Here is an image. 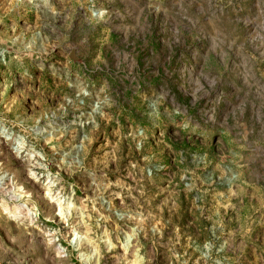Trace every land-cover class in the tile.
Listing matches in <instances>:
<instances>
[{
    "label": "clouds",
    "instance_id": "clouds-1",
    "mask_svg": "<svg viewBox=\"0 0 264 264\" xmlns=\"http://www.w3.org/2000/svg\"><path fill=\"white\" fill-rule=\"evenodd\" d=\"M0 264H264V0H0Z\"/></svg>",
    "mask_w": 264,
    "mask_h": 264
},
{
    "label": "rangeland",
    "instance_id": "rangeland-1",
    "mask_svg": "<svg viewBox=\"0 0 264 264\" xmlns=\"http://www.w3.org/2000/svg\"><path fill=\"white\" fill-rule=\"evenodd\" d=\"M72 55H73V58H75V53H73ZM181 199H183V197H181ZM182 217H183V219H187L186 214H182Z\"/></svg>",
    "mask_w": 264,
    "mask_h": 264
}]
</instances>
